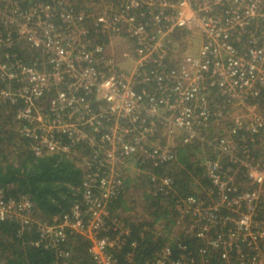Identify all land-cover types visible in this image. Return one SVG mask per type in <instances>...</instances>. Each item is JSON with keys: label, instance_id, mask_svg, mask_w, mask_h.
<instances>
[{"label": "built area", "instance_id": "2783aa9c", "mask_svg": "<svg viewBox=\"0 0 264 264\" xmlns=\"http://www.w3.org/2000/svg\"><path fill=\"white\" fill-rule=\"evenodd\" d=\"M41 1L0 0V115L15 110L34 155L77 164L81 198L47 224L28 196L0 191V220L35 229L55 264H75L76 236L91 264H119L124 250L125 264H264V0ZM183 35L199 37L196 53ZM197 143L209 185L181 196L155 169ZM129 178L149 188L142 211ZM158 207L167 233L166 220L148 225ZM148 234L168 243L138 262Z\"/></svg>", "mask_w": 264, "mask_h": 264}, {"label": "trees", "instance_id": "16d2710c", "mask_svg": "<svg viewBox=\"0 0 264 264\" xmlns=\"http://www.w3.org/2000/svg\"><path fill=\"white\" fill-rule=\"evenodd\" d=\"M41 2L50 3V0ZM15 119V110H8L6 115H0V187L4 188L6 198L28 196L34 204L35 214L41 218L51 219L67 211L73 202L81 198L80 184L83 173L72 159L65 156L44 153L36 157L28 149L29 142L19 134L18 121ZM183 148L186 150L189 147ZM182 150V148L178 150L177 165L170 168L157 167L155 173L159 176L172 177L178 194L185 196L191 191L190 185L199 179L203 180L204 184H209L201 176L204 174V170L200 167L201 160H198L196 155L188 154L189 149ZM191 157L194 159L191 160ZM144 197L147 201L151 200V196L148 197L147 194ZM120 199L121 197L115 201L116 205L122 206L126 211L125 202ZM175 200L171 199L168 205ZM152 204L156 208L158 203L152 202ZM137 216L138 212H136ZM170 216L167 209L158 207L152 212L153 221L148 222V225H153L158 220H166L167 233L171 229V224L168 222ZM144 223L137 222V225L132 223L135 237H139ZM19 233L20 229L16 223L0 220V264H55L53 253L33 245L37 239L35 229L25 231L21 235ZM149 236L150 234L144 237L135 253L138 262L152 259L154 252L168 243L166 237L152 239ZM74 238L76 242L70 244L72 261L75 264H91V256L88 253L90 243L82 237ZM126 253L127 250H124L115 254L119 264H125Z\"/></svg>", "mask_w": 264, "mask_h": 264}, {"label": "rangeland", "instance_id": "374dc122", "mask_svg": "<svg viewBox=\"0 0 264 264\" xmlns=\"http://www.w3.org/2000/svg\"><path fill=\"white\" fill-rule=\"evenodd\" d=\"M181 39L183 41V53L184 54H194V53H196L197 49H199V47H200V39L198 36L183 35L181 37ZM115 55H116V61L119 64H122V63L125 64L127 62V60L125 58H122V54H120L119 52H115ZM175 137H176V140H175L176 143L179 142L178 140H179L180 135H178V136L176 135ZM165 141H166V139L161 140V144L166 145ZM169 143H171V142H169ZM197 145H198V143L196 145L190 146L191 148L189 149L188 154H196L197 155V154H202L203 152H205L202 150L201 146H200L201 149H196V148L193 149V147L197 146ZM79 153H84V152H83V150H81V151H79ZM5 154H7V153L5 152ZM146 170H149V169H146ZM129 179H131L134 184L128 188V191H132V192H135L137 194V197L131 202L134 203L135 206H138L140 211H142V208H144V205L141 204V202L143 200V197H141V196L144 192L148 191L149 188L145 185L146 183L144 181H141V178H138V179L129 178ZM128 185H130V184L128 183ZM0 191L4 192V188L0 187ZM4 196L6 197L5 193H4ZM11 199L13 200V198H11ZM131 215H132L131 219L134 220V218H136V215L134 213ZM128 216H129V214H127V217ZM32 220L36 223L52 224L54 222V216L51 219H48V218H41V216H38V214H35V216H34V218H32ZM158 223H159V221H158Z\"/></svg>", "mask_w": 264, "mask_h": 264}, {"label": "crops", "instance_id": "0c3cea01", "mask_svg": "<svg viewBox=\"0 0 264 264\" xmlns=\"http://www.w3.org/2000/svg\"><path fill=\"white\" fill-rule=\"evenodd\" d=\"M111 56L110 57H113V58H116V55L115 53L113 52L112 54H110ZM121 67L124 69V70H128V66L125 65V64H121ZM179 148H182L183 150L182 151H186L187 149H190L191 147L187 148L186 150L183 148V147H179ZM201 149L200 146H194L193 149ZM181 151V152H182ZM192 155H196V154H192ZM196 157L198 158V160H201V162L203 161L204 157H209V153H202V154H197ZM194 158L191 157V160H193ZM200 162V163H201ZM177 165V164H176ZM175 166V165H173ZM171 166V167H173ZM203 177V174L201 175ZM191 191L189 194H186V195H191V194H196V195H203L205 193V189H206V184L203 183V180L201 181V179H199L198 181H196V183H192L191 185Z\"/></svg>", "mask_w": 264, "mask_h": 264}, {"label": "bare ground", "instance_id": "6f19581e", "mask_svg": "<svg viewBox=\"0 0 264 264\" xmlns=\"http://www.w3.org/2000/svg\"><path fill=\"white\" fill-rule=\"evenodd\" d=\"M85 2H88V0H77V2H76V4H75V8L76 9H78V8H80V6L82 5V4H84ZM237 115H239V111H234L233 113H231V115H230V119H232V118H234L235 116H237ZM229 125V124H228ZM28 149H29V147H28ZM30 150V149H29ZM36 157H39V156H36Z\"/></svg>", "mask_w": 264, "mask_h": 264}]
</instances>
